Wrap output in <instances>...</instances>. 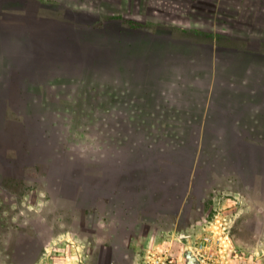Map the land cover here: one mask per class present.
Wrapping results in <instances>:
<instances>
[{
    "label": "crops",
    "instance_id": "obj_1",
    "mask_svg": "<svg viewBox=\"0 0 264 264\" xmlns=\"http://www.w3.org/2000/svg\"><path fill=\"white\" fill-rule=\"evenodd\" d=\"M176 1L0 0V173L8 158L36 160L35 143L19 153L11 140L30 131L46 141L57 130L55 105L75 95L96 134L87 181L116 228L141 212L264 193V9L213 0L212 23L198 26L187 10L168 8ZM97 2L118 5L100 10ZM73 79L88 86L71 94ZM99 207L88 206L94 216ZM123 231L111 234L126 262Z\"/></svg>",
    "mask_w": 264,
    "mask_h": 264
},
{
    "label": "rangeland",
    "instance_id": "obj_2",
    "mask_svg": "<svg viewBox=\"0 0 264 264\" xmlns=\"http://www.w3.org/2000/svg\"><path fill=\"white\" fill-rule=\"evenodd\" d=\"M63 1L68 6L82 5L79 0ZM200 1L179 0L168 8L181 13L187 10V21L191 24L210 25L215 4L213 0ZM255 1L242 3V6L263 11L264 0ZM46 5V10L53 11L59 4ZM94 5L104 10L118 4L97 2ZM131 5V10L142 7L141 3L136 7L134 3ZM158 5L162 7L161 2ZM150 7L149 3L148 9ZM72 84L71 94L88 86L87 83L77 85L76 80ZM95 84V90L101 91L99 83ZM73 97L62 99L58 114L51 119H59L55 121L57 130L48 131L46 141L35 143V149L42 154L31 165L19 164L16 168L7 163L6 170L0 173L4 175L2 182L0 180V264H29L22 263L13 251L16 238L23 230L30 235L37 234L32 218L40 213L43 220L51 222L53 232L51 242H46L34 264H156V257L161 258L160 264H264V193L239 195L232 202L225 199L228 195L221 196L223 202H219V197L215 201V197L209 196L201 206L195 199L193 206H186L179 213L141 212L137 223L132 219H120L119 222L128 224L125 228H116V221L102 215L101 194L92 196L88 205L79 206L76 200L56 196L50 172H59L55 165L61 161L65 175L64 163L68 162L72 170L82 157L80 174L87 177V152L96 135L90 121L92 116L87 115L83 105L84 97ZM73 106H83V109L74 113ZM13 149H7L10 155L16 150ZM0 166L4 167V163ZM82 189H85L84 184L80 185V191ZM64 202L71 206H65ZM88 206H100L96 216ZM118 229L124 230L123 246L128 250L126 262L118 256L121 245L116 242L118 237L111 234Z\"/></svg>",
    "mask_w": 264,
    "mask_h": 264
},
{
    "label": "flooded vegetation",
    "instance_id": "obj_3",
    "mask_svg": "<svg viewBox=\"0 0 264 264\" xmlns=\"http://www.w3.org/2000/svg\"><path fill=\"white\" fill-rule=\"evenodd\" d=\"M48 103L51 105H54L53 101H48ZM55 107H56L55 110H58V105H56ZM54 120L55 121L57 120L59 122L58 118L57 119L54 118ZM49 122L50 120L46 121L47 124ZM46 123L45 125H47ZM27 134L29 135L28 136L29 139L27 138L28 140H23V142L11 140L12 145H15L13 147L17 146L19 153L21 152V149L24 148L25 144H27L29 140H31L32 143L33 142L40 143V141L36 139L37 137L34 138V136L36 135L34 132L27 131ZM38 134L40 138L43 136L42 132H38ZM32 147H33L32 150H34L36 153H38L39 155L42 154L41 150L35 149V146L33 145ZM82 159L83 158L80 157V160H78L76 163L77 164L76 168L73 166L74 168H72V170H70V166H68V162L64 163L65 164L64 169L66 172L65 175L63 173V165L61 161L57 162L56 163L57 165H55V168L57 166V169L59 170V172L57 171L50 172L52 173L54 177L53 179L55 181L53 184V189H52L53 193L56 196H60L62 199L69 198L70 200H76V203H75L76 206L88 205L90 201L92 200V196L95 195L94 193H92V185L91 186L89 185L87 181V177H81L82 176L80 174L82 173L81 167L83 166L81 162ZM6 161L7 163L14 165L16 168L19 165L18 162H13V160H9V158ZM68 167L70 171L68 170ZM75 169H76V172H75ZM81 184H84L85 189L84 190L82 189L80 191ZM64 205L71 206V204L68 202L65 203ZM41 216L42 214L40 213L37 215V217L32 218V221L36 229L38 230L36 235H30L23 230L21 234L18 235V237L16 238V244H15V248L13 252H14V255H16L19 260H21L22 263L30 264V260L34 256H38L40 252L43 250V248L46 247V242L48 238H50V235H52L53 226L51 222L49 220H43Z\"/></svg>",
    "mask_w": 264,
    "mask_h": 264
},
{
    "label": "water",
    "instance_id": "obj_4",
    "mask_svg": "<svg viewBox=\"0 0 264 264\" xmlns=\"http://www.w3.org/2000/svg\"><path fill=\"white\" fill-rule=\"evenodd\" d=\"M47 242L50 243V242H51V238H49V239L47 240ZM36 258H37V256H34V257L30 260V264H34L35 261H36Z\"/></svg>",
    "mask_w": 264,
    "mask_h": 264
},
{
    "label": "built area",
    "instance_id": "obj_5",
    "mask_svg": "<svg viewBox=\"0 0 264 264\" xmlns=\"http://www.w3.org/2000/svg\"><path fill=\"white\" fill-rule=\"evenodd\" d=\"M207 240H209V238L207 237ZM156 264H160L161 263V258L160 257H156V260H155Z\"/></svg>",
    "mask_w": 264,
    "mask_h": 264
}]
</instances>
